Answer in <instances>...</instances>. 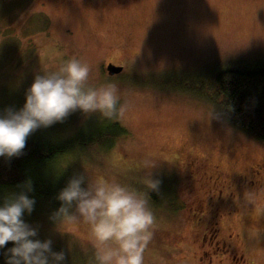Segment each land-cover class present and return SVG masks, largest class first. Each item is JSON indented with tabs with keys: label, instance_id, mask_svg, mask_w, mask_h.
I'll return each instance as SVG.
<instances>
[{
	"label": "rangeland",
	"instance_id": "rangeland-1",
	"mask_svg": "<svg viewBox=\"0 0 264 264\" xmlns=\"http://www.w3.org/2000/svg\"><path fill=\"white\" fill-rule=\"evenodd\" d=\"M73 58L90 68L86 87L116 86L118 122L127 138L106 153L93 150L87 159L71 155L58 164L55 173L61 179L48 182V196L35 199L25 220L39 229L40 239L53 240L54 250H64L65 264H96V241L87 223L49 219L59 207L57 193L74 173H85L89 182L117 181L147 193L142 180L152 172L161 183L147 197L154 219L144 264H191L194 245L204 246L198 264H208L203 253L210 255L214 245L208 246L202 235L216 221L217 210L228 204L216 211L198 206L189 197L194 194L189 179L171 176L165 167L185 153L240 174L246 167L264 166V143L231 128L200 89L170 76L262 65L264 0H0V114L23 106L35 75L58 72ZM111 63L124 72L108 76L105 68ZM104 120L77 111L32 134L64 132L69 138ZM153 158L160 163L155 160L154 168L146 169L144 161ZM242 190L228 210L237 204L251 208L225 215L224 231L229 233L232 225L244 259L264 264V186L259 182ZM20 191L1 194V203ZM194 210L201 211L194 216Z\"/></svg>",
	"mask_w": 264,
	"mask_h": 264
},
{
	"label": "clouds",
	"instance_id": "clouds-1",
	"mask_svg": "<svg viewBox=\"0 0 264 264\" xmlns=\"http://www.w3.org/2000/svg\"><path fill=\"white\" fill-rule=\"evenodd\" d=\"M90 68L78 59L65 62L58 72L38 74L25 91L23 106L0 114V158L19 157L27 138L41 128L62 123L79 111L111 119L117 111L116 86L105 83L86 87ZM146 169L154 168L151 160ZM147 193L117 181L89 182L85 173H74L59 190V207L49 219L83 221L96 241V264H144V250L152 239L153 214L149 193L158 191L160 179L152 172L142 180ZM31 183L0 203V255L4 264H65L64 250L53 249L51 238L40 239L39 229L25 220L34 211ZM11 243V247L5 245Z\"/></svg>",
	"mask_w": 264,
	"mask_h": 264
},
{
	"label": "trees",
	"instance_id": "trees-1",
	"mask_svg": "<svg viewBox=\"0 0 264 264\" xmlns=\"http://www.w3.org/2000/svg\"><path fill=\"white\" fill-rule=\"evenodd\" d=\"M199 73L201 75L175 74L170 78L185 79L183 84L190 86L192 90L200 89L208 101L216 103L215 106L231 128L264 143V63L248 68H226ZM156 77L151 76L152 79ZM118 106L119 103L116 114L111 119L99 121L93 127L89 126L90 128H82L75 136L67 138L64 132V135H53L48 131H44L43 136L31 134L19 157L10 160L0 158V203L1 194L22 190L25 182L31 183L30 193L34 199H44L48 196V182L60 178L55 173L56 169L59 170L58 164L71 155H84L87 159L93 150L97 154L106 153L118 140L126 139L127 132L118 122ZM11 246L9 243L5 248ZM0 264H4L3 255H0Z\"/></svg>",
	"mask_w": 264,
	"mask_h": 264
},
{
	"label": "flooded vegetation",
	"instance_id": "flooded-vegetation-1",
	"mask_svg": "<svg viewBox=\"0 0 264 264\" xmlns=\"http://www.w3.org/2000/svg\"><path fill=\"white\" fill-rule=\"evenodd\" d=\"M123 72L124 68L121 73ZM188 74L190 73H185V75ZM155 160L157 159L153 158V163ZM157 161L160 163L159 160ZM164 163L168 164L167 161H164ZM174 163L177 164L168 168L165 167V173H168L171 176H178V178L179 176H182V179L188 178L190 181L188 186L190 187V193H194L193 195L190 194L189 197L194 196L193 202L197 203L198 206H204V208L208 210L210 207L211 209L215 207L213 210L216 211V209L223 206V204H225V206L228 204L226 210H223L222 208L217 210V212L220 213L215 214L217 217L216 221L213 220L209 222V225L206 227V229H204L205 233L202 235L203 240H209L208 246H211L212 244L214 245L210 255L209 253H203L205 256L209 257L208 264H212V257L216 259L214 262L215 264H249L247 260L244 259V253L242 254L241 252L242 241L240 240L239 235L236 233V230H233V226L231 225L229 227V233L224 231V228L228 229L227 225L224 223L226 220L224 219V216L227 214H232V212H235V210L240 213V210L246 207L244 205L243 207H239L240 204L236 203L238 207L236 206L234 210H228V208L232 206L230 203H233V198L237 196L236 193H238V196H242V189L251 188L255 183L258 184L259 182H262L264 186V166L255 164L254 166L246 167L245 170L240 174H230L228 171L223 170L220 166L210 165L207 158L198 160L185 153L180 154L179 157L175 159ZM181 173L184 174V176ZM248 179L251 181L248 182ZM192 181H194V183ZM207 195H209V198L205 199L203 196ZM246 208L249 211L251 206ZM191 211L193 210L191 209ZM200 211L201 210H194L195 214L194 212L192 213L194 216H196ZM219 218H221L220 221H217ZM201 232L202 231H200V233ZM219 237L220 239L214 242V240ZM219 242L222 248H219ZM203 247V245H194V248L191 246L189 249V252L193 249L191 257L189 258V262H191V264H198V262L202 261V258L198 257V255H200ZM178 249L180 248L178 247ZM218 251L222 252L220 253ZM225 252H228V255L226 256L227 258L222 257ZM229 254H231L234 258L232 261H230ZM238 255L241 256L239 259L236 258ZM201 264L205 263L202 262Z\"/></svg>",
	"mask_w": 264,
	"mask_h": 264
},
{
	"label": "water",
	"instance_id": "water-1",
	"mask_svg": "<svg viewBox=\"0 0 264 264\" xmlns=\"http://www.w3.org/2000/svg\"><path fill=\"white\" fill-rule=\"evenodd\" d=\"M123 68L121 66H115L113 64H108L106 66V72L108 76L118 75L122 72Z\"/></svg>",
	"mask_w": 264,
	"mask_h": 264
},
{
	"label": "bare ground",
	"instance_id": "bare-ground-1",
	"mask_svg": "<svg viewBox=\"0 0 264 264\" xmlns=\"http://www.w3.org/2000/svg\"><path fill=\"white\" fill-rule=\"evenodd\" d=\"M48 150V149H47Z\"/></svg>",
	"mask_w": 264,
	"mask_h": 264
}]
</instances>
